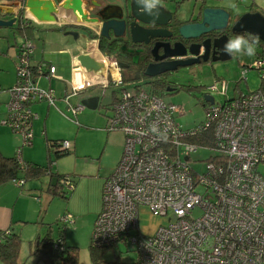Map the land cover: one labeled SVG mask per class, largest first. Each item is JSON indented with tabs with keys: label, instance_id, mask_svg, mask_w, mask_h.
Returning a JSON list of instances; mask_svg holds the SVG:
<instances>
[{
	"label": "built area",
	"instance_id": "1",
	"mask_svg": "<svg viewBox=\"0 0 264 264\" xmlns=\"http://www.w3.org/2000/svg\"><path fill=\"white\" fill-rule=\"evenodd\" d=\"M24 48L18 83L9 91L1 122L28 145L34 138L30 121L36 118L28 103L48 100L56 105L51 85L42 90L38 81L46 77L51 83L57 69L49 63L32 68L33 42L26 41ZM94 51H100L97 44L87 50ZM102 56L107 67L114 68L108 69V79L117 75L106 85L122 90L106 117V128L123 133L124 151L103 187L93 245L111 249L120 241L130 242L138 252L137 264H264V90L231 99L228 84L217 81L209 91L223 92L226 101L207 103L204 121L184 129L177 122L186 113L182 105L167 102L143 80L136 82L134 93L128 91L119 61ZM254 67L264 75V57L257 58ZM99 72L96 82L75 88V93L92 85L106 89ZM247 74L243 72L245 80ZM66 99L76 120L85 107ZM72 148L68 140L58 146L60 152ZM201 150L213 153L203 173L194 168L192 157ZM18 152L20 156L21 149ZM142 205L170 217L155 236L131 234L138 228Z\"/></svg>",
	"mask_w": 264,
	"mask_h": 264
},
{
	"label": "rangeland",
	"instance_id": "2",
	"mask_svg": "<svg viewBox=\"0 0 264 264\" xmlns=\"http://www.w3.org/2000/svg\"><path fill=\"white\" fill-rule=\"evenodd\" d=\"M106 1L117 6L124 5V0ZM208 1L235 9L239 15L248 10H258L264 14V0ZM165 3L172 11H176L177 16L188 17L193 13L197 0H165ZM177 5L179 8L176 10ZM36 24L40 26L39 31H35L36 56L41 58L44 52L45 59L55 64L58 74L62 76L54 81L55 84L63 85L59 92L57 91L58 96L65 93V86L68 94L74 93L73 56L79 53L76 42L64 34L51 31L56 25ZM25 41V36L18 33L17 29L0 28V62L6 67L5 71L0 70V77L1 73L4 74L0 78L3 90L1 99L4 101L10 99L9 91L18 83V69L22 62L19 48ZM255 60V55L251 57L236 55L226 62L179 69L172 73L178 90L172 92L163 90L161 95L167 102L180 104L185 108L187 113L178 117L177 122L184 129H193L207 117V109L203 105L205 93H210L216 103L223 104L226 101V95L209 91L211 86L218 83L217 81L229 84L228 96L231 99L239 95L234 90L236 86H239V91L244 94L259 90L262 84L260 71L248 67L254 66ZM244 64L247 66L244 67ZM243 71L248 72L246 81L242 80ZM76 80L81 81L80 74ZM136 82V78L125 75L124 88L134 93L138 83ZM145 82L147 81L143 80V83ZM104 90L105 95L99 108L97 110L85 108L76 120L74 114L69 111L67 99H58L57 104L52 106H49L48 102L38 103L44 106L45 116L40 123V132L37 131L36 142L30 146L23 145L22 135L3 126L9 130V133L2 134L1 139L10 146L17 143L13 154L22 146H26L22 149L23 161L41 169L53 164L51 171L53 176L45 173L39 178L29 177L23 187L13 181L0 186V230L5 231L9 227H15V230L21 232V261L33 264L31 254L36 248L38 238H44L48 232H51L53 237L58 239L63 236L67 245L76 248L81 264L92 262L91 238L95 230V218L103 209V179H107L114 171L124 151L123 133L109 131L106 128V117L110 114L115 97L121 96L122 90L117 89L115 85L108 89L96 87L70 97L71 103L76 105L86 97L102 94ZM1 109L5 110V108ZM59 140L72 141L77 151L56 158L55 153L49 148V142ZM212 155L211 151L204 150L194 154L192 156L196 160L194 168L203 173L206 160ZM65 174L72 175L76 180V186L67 194L68 198L62 197L66 190L61 186L56 188V193L51 191L52 178ZM169 221L168 215L155 214L152 209L142 205L139 207L138 228L131 234L155 236L161 227L168 226ZM138 258L134 244L120 241L115 247L103 253L102 264H109L118 259L123 263L134 264Z\"/></svg>",
	"mask_w": 264,
	"mask_h": 264
},
{
	"label": "water",
	"instance_id": "3",
	"mask_svg": "<svg viewBox=\"0 0 264 264\" xmlns=\"http://www.w3.org/2000/svg\"><path fill=\"white\" fill-rule=\"evenodd\" d=\"M19 2L23 4L24 9L28 11L29 18L41 25L57 26L59 25L58 20H65L68 13L73 16L75 26L77 27H84L89 24L99 25L100 30L98 32V39L100 41L101 39H111V34L114 35V38H119L126 31V22L124 21L125 10L122 6H115L120 11L119 15L105 16L103 17V22L100 23L99 18L90 17V12L85 8L88 4L86 0H25L24 3L21 1ZM127 2H129L128 16L141 23L152 26H167L172 19V12L166 10L164 7L159 6L158 10H153L152 14H148L143 6L138 3V0H126L125 3ZM14 14L15 12L13 10L8 11L5 7L0 6V28H12L16 19L8 21L4 20L3 17ZM238 15L235 9L224 7H206L202 9L200 5L197 18H201V22L182 26L180 35L187 41L207 38L204 43L201 44V46L192 44L189 47H186L182 43H176L174 48H172L169 43L158 42L155 49L152 51L154 62L148 65L145 76L147 78H156L167 73L175 72L179 68H189L201 63H207L209 62L211 52V63L230 61L234 56L227 54L224 51V46L226 42L236 34H248L252 37H259V40L264 43V14L261 12H248L241 16ZM54 29H56V27H54ZM225 32H229V35L223 34ZM130 33L133 42L140 45H148L153 40H158L159 38L171 37V33L166 30L145 29L140 26L138 22L131 24ZM213 33L216 35H223L211 39L210 36H212ZM71 34L74 35V41L77 42L79 34L77 32ZM162 48H164L163 55L160 54ZM33 50L34 54L29 58L32 68L47 63L45 61L35 62V45H33ZM203 51L205 54L201 55ZM78 59L81 64L85 65L87 68L97 72L100 71V65L90 55L82 54L78 56ZM121 67L126 68L128 66L121 64ZM248 67L260 71L259 68H255L254 66ZM99 76H101V74H99ZM261 77V85H263L264 75ZM96 87H101V85L85 87L81 89L77 95ZM75 94V92L72 94L67 93L63 99H70V97ZM104 95L105 90L102 94L84 98L81 104L85 108L88 107L92 110H97ZM203 98L206 103L212 105L215 103V99L210 95H204ZM55 180H57V178Z\"/></svg>",
	"mask_w": 264,
	"mask_h": 264
},
{
	"label": "flooded vegetation",
	"instance_id": "4",
	"mask_svg": "<svg viewBox=\"0 0 264 264\" xmlns=\"http://www.w3.org/2000/svg\"><path fill=\"white\" fill-rule=\"evenodd\" d=\"M87 1H88V4L85 6V8L90 12V17L91 18H99L100 23L103 22V20H104L103 17H105V16L119 15L120 14V11L115 7V5L113 6V5L109 4V2H107L106 0H96V1L87 0ZM125 1L126 0H124V5H122V6L124 7V10H125V13H124V15H125L124 19L125 20L124 21L126 22V29H125L126 31L119 38H114V35L111 34V37H112L111 39H101V41L98 38L94 39L93 34H95V33L98 34V32L100 30L99 25L89 24V25H86L84 27H77V26H75L73 16L71 14L69 15V13L65 17L66 18L65 20H62V19L58 20L59 25L56 26V29H54V32L64 34L66 37L71 38V40H73V41H74V35L71 33L77 32L79 34V36L77 38L76 43H77V45L81 43V47H80V49H78V52H81V51L87 52V50H89L95 44H97L100 52L102 54H104L101 51V47H100L101 42H108L109 44L113 42L114 48H116L115 53H118V55H119V59L117 57V60L119 61L120 65L124 64V65L128 66V67L123 68V69L129 73H144V75H145V72H146L148 65L150 63L154 62V58L152 56V51L155 49L156 44L158 42L169 43L172 48H174L176 43H182L186 47H189L192 44H196L198 46H201V44H203L207 38L187 41L181 37L180 29L182 26H184L186 24H192V23L196 24V23L201 22V18H197V14H198L200 5H201L202 9H205L206 7H217V6L213 5V3L209 2L208 0H197V4L195 5V9H194L193 13L188 17H180V16L176 15V11H172L171 8L167 7L165 0H161V6L160 7H164L166 10L172 12V19L167 26H152V25H147V24L141 23L139 21H136L134 18H130L128 16V14H129L128 13L129 2L125 3ZM0 6L5 7L6 10H8V11L13 10L15 12L14 15H6V18H4V20H8V21L16 19V22L12 27L13 29L20 28L21 24H22V26L24 25L26 28H29L31 26L30 25L31 19L27 16L26 9H24L23 4H21L19 1H14V2L10 1L9 2L8 0H2V1H0ZM178 8H179V5L176 6V10ZM23 13L25 14L26 20H24L22 17ZM134 22H138L139 25L145 29L166 30L167 32L171 33V37L159 38L158 40H153L148 45L136 44L133 42L132 36L130 33L131 24ZM232 26H233V23H232ZM223 34L229 35V32L228 33L225 32ZM223 34H221V35H223ZM221 35L220 34L216 35L215 33H213V35L210 37H211V39H215ZM244 36L251 38L249 35H244ZM26 41H31V40H26ZM32 42L34 45V41H32ZM87 44H89L88 47H85ZM22 51H24V52L27 51L26 48L23 49V45L19 48V54H21ZM160 54L161 55L164 54V48H162L160 50ZM204 54H205V52L203 51L201 55H204ZM104 55H106V54H104ZM112 56H115V54ZM211 59H212V52H211V55L209 57V62L201 63V64H208V63L211 65L215 64V63H211ZM201 64H199V65H201ZM195 66H197V65H194V66L189 67V68H194ZM189 68H187V69H189ZM179 69H182V68H179ZM172 73H174V72H172ZM172 73H167V74H164L160 77L149 78V79L156 81L157 85L160 86L161 88H166L167 91L171 90L170 92H172V91L178 90L177 83H175L173 81ZM203 103L205 104V102H203ZM46 174L53 176V174L50 171H49V173H46ZM55 179L56 178H54V177L52 178V183H53L52 190L55 188H58L60 186V183L58 181L59 178L57 180H55ZM66 183H70V181L68 180V181H66Z\"/></svg>",
	"mask_w": 264,
	"mask_h": 264
},
{
	"label": "trees",
	"instance_id": "5",
	"mask_svg": "<svg viewBox=\"0 0 264 264\" xmlns=\"http://www.w3.org/2000/svg\"><path fill=\"white\" fill-rule=\"evenodd\" d=\"M12 1H21L24 3L25 0H8ZM23 19H25V14L22 15ZM30 27L26 28L24 25L20 26L17 29V32L25 36V40L34 41L35 39V31H39V26L32 20H30ZM248 35V34H244ZM250 36V35H249ZM251 38H255L250 36ZM93 38H99L98 34H93ZM250 38V39H251ZM101 51L106 55H114L119 59L118 53H115L114 43L101 42ZM256 53L259 54V57H264V43L259 40V44L256 47ZM256 54V55H257ZM256 58V59H257ZM125 75H129L130 77H134L137 79V82L142 81L143 79L151 85L152 88L157 90L160 94L161 91L166 90V88H161L157 85V82L145 77L144 73H129L124 72ZM259 90H264V84L261 85ZM37 103V102H36ZM34 102L28 103V106H31ZM206 107V105L204 106ZM33 124L30 121V124ZM64 140L59 141H51L49 142V148L56 155V158L63 157L64 155L71 154L73 151H65L60 152L58 146ZM55 164V163H54ZM51 166L45 169H41L40 167L34 168L33 165H29V162L23 161L21 156H19V152L14 155H6L0 150V185H4L9 182L21 181L20 187H23L27 182L29 177L39 178L41 175L49 173L52 171V163ZM49 170V171H48ZM60 183V186L66 190L63 198H68L67 194L72 192V189L76 186L75 178L70 174H65L56 177ZM70 181L69 187H65L62 181ZM53 193H56L57 190H52ZM52 231V230H49ZM93 239V235L91 238V242ZM38 243V245H37ZM93 244V243H92ZM91 244V264H102L103 262V253L108 251L110 248H97V246ZM22 239L21 234L17 230L7 229L0 230V262L2 264H29L28 261H21L20 253H21ZM33 258V264H81L78 258V252L75 247L69 246L65 243V238L60 236L58 239L53 237L51 232H48L47 236L44 238H38L36 242V248L31 254ZM109 264H130L123 263L121 259L118 261H111ZM134 264H137L134 263Z\"/></svg>",
	"mask_w": 264,
	"mask_h": 264
},
{
	"label": "crops",
	"instance_id": "6",
	"mask_svg": "<svg viewBox=\"0 0 264 264\" xmlns=\"http://www.w3.org/2000/svg\"><path fill=\"white\" fill-rule=\"evenodd\" d=\"M87 1V0H86ZM94 1H96V0H94ZM239 1H243V0H239ZM109 4H111V5H115V4H113V3H110L109 2ZM213 5H215V6H217V7H224V8H227V7H225V6H219V5H216V4H214L213 3ZM116 6V5H115ZM248 12H252V13H256V12H261V11H258V10H248V11H245L244 13H248ZM244 13H242V14H240V15H238V16H241V15H243ZM261 13H263V12H261ZM67 14V13H66ZM237 18H239V17H237ZM236 18V19H237ZM41 25V24H40ZM39 26V25H38ZM48 26V25H47ZM40 27V26H39ZM51 30V29H50ZM51 31H54V30H51ZM15 46H16V44H15ZM80 47H81V43L80 44H78L77 46H76V49H77V51H78V49H80ZM82 54H88V55H90L99 65H100V72L99 73H101L102 75H103V79H104V85H105V87H107L106 89H108L109 87H110V85L109 86H107L106 85V82H107V80L108 81H112V78H113V80H115L116 79V77H117V75H113L112 76V78H110V80L108 79V74H107V72H108V69H109V67H107V64H106V60H105V58L102 56V53L99 51V52H83V51H81V52H79V53H77V55H74L73 56V64H74V82L73 83H75V88H79L80 86H83V85H86L87 83H89V82H96L97 80H98V78H96L97 77V71H94V70H92V69H89V68H87L85 65H83V64H81V62L79 61V59H78V56L79 55H82ZM257 54V53H256ZM255 54V58H257L258 56H259V54H257L256 55ZM38 61H45V62H47V63H51V62H49V61H47L46 59H45V54H44V52H42V57L41 58H38L37 56H36V50H35V62H38ZM53 66H55L56 67V69H57V73H56V75H55V77H53V79L51 80V83L49 82V80L46 78V77H42L39 81H38V84H39V87L42 89V90H49L50 88H49V86L51 85V87H52V89L54 90V93H55V95H56V104H57V100L58 99H63L66 95H67V93H68V90H67V87L65 86V89H66V91H65V93H63V94H61V95H59L58 96V94H57V91L59 92V90L63 87V85H59V84H55V80H59V77H62L61 75H59L58 74V68H57V66L55 65V64H53V63H51ZM245 66H247L246 64H244V67ZM5 65L2 63V62H0V70H2V71H5ZM110 70V72L111 71H114V68H110L109 69ZM125 72V70H123V73ZM244 72V71H243ZM78 74H80V82L79 81H77L76 80V78H77V76H78ZM2 75H4L3 73H1V77H2ZM0 77V78H1ZM248 78V77H247ZM218 80H221V79H218ZM242 80H244V81H246L244 78H242ZM223 82V81H222ZM228 84V83H227ZM72 86H73V84H72ZM1 87H2V85H0V89H1ZM101 87H103V86H101ZM104 88V87H103ZM2 90V89H1ZM8 90V89H7ZM228 90H229V84H228ZM228 90H227V95H228ZM235 90V92H238V96H242V95H244V93L243 92H241V91H239L240 89H239V86H236V88L234 89ZM3 91V90H2ZM3 93V92H2ZM2 93H1V95H0V110L2 111V112H0V150L4 153L5 152V154L6 155H14L13 154V152H14V150H15V148H17L16 147V144L17 143H15V144H13L12 146H10V145H7L2 139H1V135L2 134H4V133H9V130L7 129H5V127H3V126H7V127H9V128H11L12 129V127L11 126H9V125H6V124H3L2 122H1V119H3V116H5V114H6V103H7V100L6 101H4V100H2L1 99V97H2ZM61 93V92H60ZM223 93V92H222ZM221 93V94H222ZM247 94V93H246ZM229 97V96H228ZM41 102H48V104H49V106H52V105H50V102L48 101V100H44V101H40V102H37V103H34L33 105H32V111L36 114V118L33 120V124L31 125V130H32V132H33V135H34V138H33V141H32V143H30V144H28V145H26V146H30V145H32L33 143H35L36 142V139H37V131H39L40 132V130H41V125H40V123H41V121L43 120V118H44V116H45V108H44V106L42 105V106H40V105H38V103L40 104ZM205 102V101H204ZM205 105H207V103L205 102V104H204V106ZM1 108H5V110H3V109H1ZM187 113V112H186ZM203 122V121H202ZM202 122H200V123H202ZM199 123V124H200ZM198 124V125H199ZM2 125V126H1ZM13 130V129H12ZM39 138V137H38ZM68 141H70V140H68ZM71 143H72V145H73V148H72V150L71 151H73V152H75V150L77 151V149H76V146H75V143H73L72 141H70ZM26 146H22V148H21V154H22V149H23V147H26ZM9 147H11V148H9ZM6 148V149H5ZM18 152V151H17ZM72 152V153H73ZM21 154H20V156H21ZM22 158V157H21ZM120 161V160H119ZM119 163V162H118ZM111 175V174H110ZM109 175V176H110ZM42 176V175H41ZM40 176V177H41ZM104 180V184H105V181L107 180V179H103ZM9 183H11V182H9ZM9 183H6V184H4V185H7V184H9ZM16 184V183H15ZM104 184H103V187H104ZM4 185H0V186H4ZM17 185V184H16ZM54 190H56V188L54 189ZM103 191V190H102ZM29 195V194H28ZM70 199V198H69ZM101 213V212H100ZM100 213H98L97 214V216H96V218H95V223H96V220H97V217L99 216V214ZM7 229H15V227H9V228H7ZM20 234H21V232H20Z\"/></svg>",
	"mask_w": 264,
	"mask_h": 264
},
{
	"label": "clouds",
	"instance_id": "7",
	"mask_svg": "<svg viewBox=\"0 0 264 264\" xmlns=\"http://www.w3.org/2000/svg\"><path fill=\"white\" fill-rule=\"evenodd\" d=\"M138 3L148 14H152L153 10H158V7L161 6V0H138ZM258 44L259 37L250 39L242 34H236L226 42L224 51L231 56L247 55L251 57L256 54Z\"/></svg>",
	"mask_w": 264,
	"mask_h": 264
}]
</instances>
